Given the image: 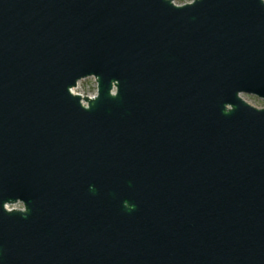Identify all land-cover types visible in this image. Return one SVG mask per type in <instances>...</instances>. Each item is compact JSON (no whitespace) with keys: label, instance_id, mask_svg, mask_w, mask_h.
Segmentation results:
<instances>
[{"label":"water","instance_id":"water-1","mask_svg":"<svg viewBox=\"0 0 264 264\" xmlns=\"http://www.w3.org/2000/svg\"><path fill=\"white\" fill-rule=\"evenodd\" d=\"M173 1L0 0V264H264V1Z\"/></svg>","mask_w":264,"mask_h":264},{"label":"rangeland","instance_id":"rangeland-1","mask_svg":"<svg viewBox=\"0 0 264 264\" xmlns=\"http://www.w3.org/2000/svg\"><path fill=\"white\" fill-rule=\"evenodd\" d=\"M173 3L175 5L180 6V5H183V4H186V3H190V2H186V3H182V4H177L175 2V0H174ZM83 92L85 93L84 96L90 97V96L94 95L95 91H94V89L92 87V78L85 79V80H83V81L80 82L79 88L76 90V93L81 94ZM241 96L246 101H249L251 103H254L256 105H259L261 107H264V101L262 99H259V98L255 97V96H252V95L241 94Z\"/></svg>","mask_w":264,"mask_h":264},{"label":"built area","instance_id":"built-area-1","mask_svg":"<svg viewBox=\"0 0 264 264\" xmlns=\"http://www.w3.org/2000/svg\"><path fill=\"white\" fill-rule=\"evenodd\" d=\"M89 79V78H88ZM83 81V80H82ZM81 82V81H80ZM80 82L77 84V86L73 89V91L75 92V94H78V93H76V90L79 88V84H80ZM92 87H93V89H94V91H95V93H96V82H95V80H94V78H92ZM94 93V94H95ZM93 96V95H92ZM92 96H90V97H92Z\"/></svg>","mask_w":264,"mask_h":264},{"label":"clouds","instance_id":"clouds-1","mask_svg":"<svg viewBox=\"0 0 264 264\" xmlns=\"http://www.w3.org/2000/svg\"><path fill=\"white\" fill-rule=\"evenodd\" d=\"M177 4H182L186 2H191V0H175ZM15 207H23V205H16Z\"/></svg>","mask_w":264,"mask_h":264}]
</instances>
